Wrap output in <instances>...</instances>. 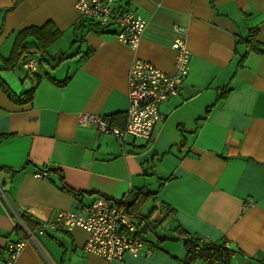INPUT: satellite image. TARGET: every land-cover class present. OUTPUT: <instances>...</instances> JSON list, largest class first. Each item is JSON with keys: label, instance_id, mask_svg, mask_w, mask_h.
Masks as SVG:
<instances>
[{"label": "crops", "instance_id": "1", "mask_svg": "<svg viewBox=\"0 0 264 264\" xmlns=\"http://www.w3.org/2000/svg\"><path fill=\"white\" fill-rule=\"evenodd\" d=\"M76 1L0 0V79L15 96L33 89L23 101L0 86V264L19 241L15 264H185L180 231L227 242L231 264H264V0H118L147 20L137 50L116 38L115 26L79 18ZM47 21L61 35L37 72L3 69L16 33ZM175 25L188 28L190 70L179 95L160 106L153 138L121 146L80 125L86 112L124 127L130 63L140 57L171 71ZM250 29L263 52L247 48ZM41 169L48 179L33 176ZM136 193L149 195L140 214L171 211L148 241L150 256L109 261L84 251L82 228L41 229L59 210Z\"/></svg>", "mask_w": 264, "mask_h": 264}, {"label": "built area", "instance_id": "2", "mask_svg": "<svg viewBox=\"0 0 264 264\" xmlns=\"http://www.w3.org/2000/svg\"><path fill=\"white\" fill-rule=\"evenodd\" d=\"M74 7L79 18L100 28L115 26V36L119 41L132 50L139 47L147 20L138 12L118 5V0H77ZM173 30L176 37L171 43L174 51L171 71L162 70L140 57H135L130 63L126 79L128 105L123 128L112 126L103 116L86 112L79 114L78 123L94 125L99 132L112 135L121 146L125 145L128 137L151 140L159 120L160 106L179 95L190 70L188 28L175 25ZM22 65L31 73H36L39 67L35 58ZM33 176L48 179L50 171L41 169ZM0 192L3 194L1 186ZM40 226L41 229L49 227L59 231H70L75 227L84 229L88 233L84 251L109 261L121 260L125 255L137 257L153 253V246L142 232V224L114 200L102 195L78 210H59L53 219L42 221ZM198 239L211 243L207 237ZM24 245L22 241L8 243L3 264H15ZM224 246L228 248L229 244L225 242Z\"/></svg>", "mask_w": 264, "mask_h": 264}, {"label": "trees", "instance_id": "3", "mask_svg": "<svg viewBox=\"0 0 264 264\" xmlns=\"http://www.w3.org/2000/svg\"><path fill=\"white\" fill-rule=\"evenodd\" d=\"M60 35L61 31L57 29L51 21H47L42 26L22 28L16 33L9 56L7 58H2L3 63L5 64L3 69L10 70L35 56L38 57V66H40L43 61L42 57L46 54L47 48L57 40ZM27 37H33L37 44L34 46L25 45L24 42ZM246 43L249 50L263 52L261 50L263 46L256 40V31L254 29L248 31V39L246 40ZM243 57L241 59H243ZM62 59L58 60V62L62 61ZM0 86L6 92L8 97L16 100L29 101L33 95V89H30L15 96L1 79ZM66 190L72 194H77V192L73 190ZM148 196V194L141 195L140 193H136L130 198L129 202H125L124 200H114L129 215H135L140 219L139 222L143 226L142 232L144 235L155 233L157 229L164 226L168 218L171 216L170 209H166L164 206H162V208L160 207L164 215L159 219L152 218L155 208L150 210L145 216L140 214V210ZM164 209L166 210L164 211ZM21 219L24 222L22 216ZM176 229L177 228H174V230ZM178 239L183 241V246L186 252L183 259L185 264H196L199 261L206 264H231V259L235 255V252L226 248L224 244L216 245L214 243L201 242L198 237L190 236L183 231L179 232Z\"/></svg>", "mask_w": 264, "mask_h": 264}, {"label": "rangeland", "instance_id": "4", "mask_svg": "<svg viewBox=\"0 0 264 264\" xmlns=\"http://www.w3.org/2000/svg\"><path fill=\"white\" fill-rule=\"evenodd\" d=\"M151 206H152V204L151 203H148L145 206L144 210H143L144 213L147 212L150 209ZM144 237L146 238L147 241H151V242H156V240H157L155 234H153V233H149V234H147V236L144 235Z\"/></svg>", "mask_w": 264, "mask_h": 264}]
</instances>
